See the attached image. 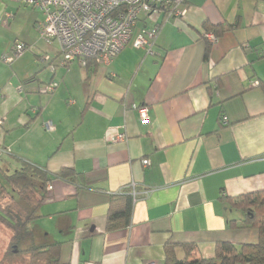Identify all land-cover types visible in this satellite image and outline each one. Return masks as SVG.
Wrapping results in <instances>:
<instances>
[{"label":"crops","instance_id":"crops-1","mask_svg":"<svg viewBox=\"0 0 264 264\" xmlns=\"http://www.w3.org/2000/svg\"><path fill=\"white\" fill-rule=\"evenodd\" d=\"M180 8L182 16L158 17L153 55L132 44L150 26L141 18L111 63L95 67L62 66L56 41L38 38L41 13L11 64L1 57L16 42L0 34V170L31 163L80 175L53 178L31 224L36 242L60 243V264H163L168 241L179 244V263L183 243L193 257L211 258L218 241L258 240L256 229L229 226L242 213L226 197L264 190V1ZM205 22L231 26L207 58ZM49 82L52 93H41ZM133 105L147 108L149 123ZM123 188L135 190L131 224L105 232L110 196Z\"/></svg>","mask_w":264,"mask_h":264},{"label":"trees","instance_id":"trees-1","mask_svg":"<svg viewBox=\"0 0 264 264\" xmlns=\"http://www.w3.org/2000/svg\"><path fill=\"white\" fill-rule=\"evenodd\" d=\"M186 1V0H185ZM231 29L229 25L203 24V36L209 32L216 37ZM206 38V37H205ZM210 41L205 48L207 58ZM97 64L88 59L86 68ZM0 224L10 232L8 248L2 262L20 264H60V243L36 242L31 224L40 218V207L47 199L46 186L53 178L71 182L80 181L73 169L63 167L56 174L45 166L23 163L11 173L0 170ZM135 196L132 189L123 188L110 196L105 221V232L124 229L131 224ZM231 208L242 213L240 222L230 220L229 226L256 229L258 240L254 243L235 244L218 241L211 258H195L191 252L195 247L183 243L185 258L178 263L174 248L179 245L168 241L164 246L163 264H264V190L245 193L237 197H226ZM27 255V259L25 258Z\"/></svg>","mask_w":264,"mask_h":264},{"label":"built area","instance_id":"built-area-1","mask_svg":"<svg viewBox=\"0 0 264 264\" xmlns=\"http://www.w3.org/2000/svg\"><path fill=\"white\" fill-rule=\"evenodd\" d=\"M22 5L38 10L42 19L37 24L40 39L46 43L58 42L62 54L61 65L78 61L86 67L87 60L92 59L97 65H108L119 51L130 41L136 22L143 18H152L153 24L146 27L133 40L134 47L142 48L153 55V47L161 28L158 17L167 20L185 14L180 6L185 0H17ZM264 1V0H263ZM205 37L215 42L217 37L209 32ZM26 50L23 42H16L11 54L1 57L5 64H11ZM262 51L264 52V46ZM48 60V57H45ZM53 72L54 66L48 64ZM254 84H257L255 82ZM56 83L44 84L40 92L52 93ZM136 109L141 123H149L150 117L144 106ZM226 119H222L225 124ZM46 130L52 131L51 122L43 123ZM116 140H125L124 134H118ZM147 165L148 160L143 159ZM50 189L51 186L47 185ZM132 194L135 190L132 188Z\"/></svg>","mask_w":264,"mask_h":264},{"label":"rangeland","instance_id":"rangeland-1","mask_svg":"<svg viewBox=\"0 0 264 264\" xmlns=\"http://www.w3.org/2000/svg\"><path fill=\"white\" fill-rule=\"evenodd\" d=\"M33 12L40 13L38 10L22 5L21 3L20 5H18L12 0H0V23L1 24L2 22L6 24L8 23L7 26L6 24H3L5 30H0V34H2L3 36H8L9 44H12V42H22L24 41L23 37L30 34L29 32L31 28L29 25V21L33 17L32 16ZM10 15L12 16V18H10L11 17ZM146 21L149 22L150 25H152L154 20L148 17ZM38 38L40 39L39 35H38ZM56 43L58 44V42ZM59 49H60V46H59ZM14 170H17V169H9L4 172L11 173ZM9 237H10L9 230L0 224V264H11V263H8L7 261L2 262L3 255L8 248ZM25 258L27 259V255H25ZM13 264H20V263L15 262Z\"/></svg>","mask_w":264,"mask_h":264}]
</instances>
